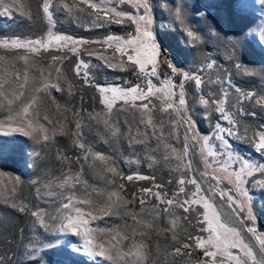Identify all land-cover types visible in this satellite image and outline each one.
Segmentation results:
<instances>
[{
  "label": "rangeland",
  "instance_id": "rangeland-1",
  "mask_svg": "<svg viewBox=\"0 0 264 264\" xmlns=\"http://www.w3.org/2000/svg\"><path fill=\"white\" fill-rule=\"evenodd\" d=\"M19 3L24 6L22 11L27 15L14 12L12 18L0 16V39H46L49 30L85 41L103 40L109 35L127 37L129 33H134L135 26L130 23L92 27V17L88 14L93 10L83 0H54L57 9L52 17L54 26L50 25L43 12L42 0H19ZM64 4L72 8L71 13L63 9ZM149 4L151 31L161 52L167 55L159 59L169 60L170 56L176 67L182 65L178 68L183 72L199 74L204 80L197 87L192 80H185L182 75L179 82H176V76L173 77L177 85L184 82L188 115L195 121L200 135L210 134L221 116L215 111L211 100L208 106H204L200 102L201 97L207 99L211 93L213 98L222 99L221 90L227 85L213 81H224L226 78L231 80L232 87L228 88L229 98L225 109L233 113L240 134L243 135L247 130L248 135H251L253 131L259 130L264 125V105L246 102L241 113L235 111L232 104L235 88L242 92H255L256 98L264 97V0H149ZM108 7L136 15V9L129 3L117 5L113 0ZM140 14H143L142 10ZM42 19L44 26L41 28ZM189 31L197 39L189 37ZM87 47L92 51H102L110 59L113 57L112 49L105 50L95 43ZM26 56L27 67L24 60ZM54 56L65 58L57 64L53 62ZM78 59L90 62V74L93 77L90 83L76 76L74 67ZM112 62L117 60L112 59ZM208 63H213L212 69H207ZM236 65L241 67L237 68ZM158 71L159 80L153 78V83L159 87L160 81L171 75V72L167 71L163 63ZM25 73L27 80L24 79ZM129 73L134 76V80L129 79ZM41 81L57 84L61 90L57 92L53 89L50 95L41 93L37 97L41 103L34 105L38 111L33 114L30 108L29 115L23 117L21 101L30 102L34 90L43 88ZM141 82L142 78L137 76L134 68L128 65L123 69L108 68L103 61L95 56L89 58L83 51L77 56L67 48H48L29 53L23 49L0 47V84L4 85L0 91L5 93L0 96V102L7 105L9 100H13L11 114L16 117L19 113L20 118L32 120L30 130H33V136L39 137L37 141L19 132L5 135L4 132L9 131L7 124L0 129V182L5 188L14 186L16 189L15 193L0 195V257L3 258V264H123L86 253L81 236L56 230L63 215L61 205L67 202L65 198L68 196H72L75 207L82 209L83 218L88 221L87 228L91 229L89 238L94 244H103L106 249H110L112 255H116L117 250L128 252L133 244H142L144 259L134 264H199L201 260L207 259L204 250L196 248L194 241L189 239L190 235H203L197 225L202 206H196V212L190 211L185 218L183 209L178 207L169 206L165 212V206L156 197L146 196L144 205L140 204L142 189L152 188L153 191L166 192L171 197L178 191L181 177L187 179L190 175L198 176L199 172L204 171L202 157L191 148L190 142L189 155L183 157V129L178 126L175 136L169 134V114L159 110L161 101L158 99L153 98L152 101L157 106L153 113L154 122L157 123L156 136H152L151 129L138 124L137 113L130 109L118 111L122 107L120 102H117L111 113H107L98 90V98L92 101L86 98L83 91V86L94 83L101 87H131ZM250 112L255 115H248ZM3 119L4 113L0 111V120ZM105 120L112 130L105 126ZM8 123L13 127L20 126L17 120ZM77 123L81 125L80 129H77ZM221 123L222 126H228L227 122ZM145 131H148L147 137L143 135ZM44 134L49 135L48 141H43ZM130 136L142 143L130 147ZM77 141L90 151L81 150ZM230 142L232 149L245 158L264 163V154L258 153L251 143L237 137H231ZM85 155L88 159H84ZM178 156L183 157V165H187L190 160L194 171L189 172L183 166L178 168ZM98 157H103V160ZM136 160L139 161L138 165L129 163ZM109 168H115L117 174L109 172ZM136 173L153 179L127 180L128 175ZM254 178L259 180L264 179V176L255 173ZM252 179L249 178L246 187L252 197L253 223L260 234L264 231V188L253 187ZM192 187L186 184V192ZM221 187L232 186L225 180ZM112 193L121 198L120 203L110 202ZM212 202L221 213L222 221L229 223V226H236L230 222L229 208L221 207L218 198ZM13 204L17 207H13ZM109 206L116 213L110 218L92 220L88 215L104 216L101 210ZM19 207H25L26 210L20 212ZM38 210L44 212V224L40 223V217L32 215ZM117 232L119 236L113 239ZM124 236L127 239L121 240ZM245 236V242L250 241L253 250L258 253L259 245L255 238L247 233ZM182 244L191 247L182 248L180 256L173 255L175 248ZM112 245H116V248L113 249Z\"/></svg>",
  "mask_w": 264,
  "mask_h": 264
},
{
  "label": "snow or ice",
  "instance_id": "snow-or-ice-1",
  "mask_svg": "<svg viewBox=\"0 0 264 264\" xmlns=\"http://www.w3.org/2000/svg\"><path fill=\"white\" fill-rule=\"evenodd\" d=\"M113 0H98V2H90V0H83V3L93 10L89 13L92 17L90 24L95 28H102L106 25L116 24L124 25L130 23L134 25V33H129L127 37L109 35L103 40L98 41H85L83 39H73L70 36L58 35L49 30L46 39H20L8 38L0 39V47L8 49H23L29 53H38L41 49L57 48L64 49L73 54L79 56L83 51L87 57H97L103 61L105 66L112 69H123L125 65L136 70L138 77L142 78L141 83H136L131 87L123 86H107L101 87L95 85L98 91L102 95L101 104L105 107L107 113H111L117 102H120L122 107L118 111L126 112L129 109L138 114V124L142 125L145 129H151L152 136H156L157 123L154 122L153 113L156 111V105L152 103L153 98L161 101L160 111L169 114V125L171 126L170 135L175 136V130L179 126L183 129L185 145L183 149V157L189 155V142L191 148L194 151H198L202 157L204 164V171L199 172L197 175H190L187 179L181 177L178 180V191L171 197H168L166 192L153 191L152 188L142 189L140 192V204L144 205V197H156V199L164 205V211L167 212L169 206L178 207L183 209L185 218L187 214L196 212V206L200 205L203 211L197 216V225H199V232L203 235L189 236V239L194 241L195 247L204 250V257L207 259L201 260L199 264H264V231L260 234L257 233V227L253 223L255 217L252 214V197L249 195V188L246 185L249 184V178H253L251 184L253 187L264 188V179L256 180L254 178L255 173H259L264 176V163H256L243 155L234 151L231 147L230 138L237 137L241 140H245L251 143L258 153L264 154V125L259 130L253 131L251 135H248L247 130L241 135L237 126V120L234 118L233 113L227 112L225 104L229 98L228 88L232 87L231 80L225 79L224 81H213V83H220L227 85L222 88V99L213 98V94H209V98L205 99L201 97L200 102L204 106H208L211 103L215 106V111L219 114L220 120L217 121L212 131L208 135H200L195 127V121L188 115L187 100L184 91V82L175 84L173 77L177 74L182 75L185 80H192L194 84L199 87L204 83L201 75H190L188 72H183L177 68L171 61L167 59H159L161 56H167L161 52L160 45L155 42V36L151 31V8L149 0H115L117 5L125 3L132 4L136 9V15L131 13L117 11L115 7H108ZM23 5L19 3V0H0V16L12 18L14 12H20L21 15H27L23 12ZM43 12L48 19L50 25L55 24L52 19L54 12L57 10L54 6V0H42ZM63 9L68 13L72 12V8L69 5L64 4ZM143 12L141 15L140 12ZM83 11V10H80ZM202 14V13H201ZM188 36L193 39H197L194 33L189 31ZM98 44L104 47V49H112L113 57L117 62L113 63L112 59L106 57L103 52H97L89 50L87 47L89 44ZM83 46V47H78ZM116 54H119L117 57ZM65 57L54 56V63H62ZM126 58V59H125ZM25 67H27L28 57H24ZM167 64L171 69V75L166 79L160 81V86L153 83V78L159 80L160 72L158 68L160 64ZM214 63V62H213ZM213 63L206 65L207 69L213 68ZM89 61L85 59H78L75 63L74 71L77 77L84 80L85 83H90L93 77L90 74ZM240 68V65H236ZM59 70L57 69V72ZM19 79V77H17ZM24 79L27 80L26 73ZM43 88L35 89L34 96L30 102L23 103L21 112L23 117L29 115V109H33V114L38 111L37 107L41 101L37 97L43 93L50 95L51 90L55 89L59 92L61 89L57 84H48L44 81ZM4 85L0 84V89H3ZM178 89V91H177ZM236 95L233 97L232 107L235 111L243 113V105L246 102H254L256 105H264V97L256 98L255 92H242L241 89H234ZM5 93L0 91V96H4ZM15 99V98H14ZM13 100H9L7 105L0 102V111L4 113V119L0 120V129L6 124L9 131L4 132L5 135H11L14 132L22 133L27 137H31L39 141L38 136H33L32 120L20 118L18 113L16 117L11 114L10 106ZM248 115L254 116V112L248 113ZM47 121V118H44ZM98 119V118H97ZM17 120L20 126L13 127L11 121ZM221 121L227 122L228 126H222ZM106 127L111 129L108 122L103 121ZM125 123H127L125 121ZM163 125L161 124V127ZM77 129H80L81 125L77 123ZM43 130V126H41ZM46 132V130H44ZM163 133L161 132V135ZM145 137L148 136V131L143 133ZM49 135H43V141H48ZM158 139V138H157ZM130 147L136 143H142L137 141L134 137L130 136ZM219 145V147H217ZM77 146L85 152L90 151L83 143L77 141ZM175 152V149L172 150ZM183 157L178 156L177 167H186L189 172L194 171L191 167V161L189 160L187 165H183ZM103 160V157H98ZM84 159H88L85 155ZM129 163L139 164V161H129ZM151 167V165H149ZM109 172L116 173L115 168H109ZM73 179V177H68ZM153 179L136 173L134 175H128V181L134 180H146ZM227 181L231 188H223L221 184L223 181ZM18 183V178L16 180ZM76 182L79 183V179L76 178ZM192 185V189L186 192L185 185ZM63 186V185H61ZM122 188L123 185H120ZM159 189V185H154ZM15 187L5 188L2 182H0V195L7 196L10 193H15ZM39 192V189L37 190ZM50 195H54L50 193ZM219 199L221 201V207L227 206L229 208V215L231 217V223L236 226H229V223L223 222L221 219V213L216 210V206L212 201ZM66 203L61 205L60 211L63 215L59 221V227L57 231L71 232L83 238V250L92 255L100 256L109 261L123 262V264H134V262L143 260V245L133 244L132 248L128 252L122 253L117 250L116 255L110 254L111 250L106 249L103 244L96 245L92 239L89 238L91 229L87 228L88 221L83 218L82 209L75 207V202L72 196L65 198ZM109 200L112 204H118L121 202V198L112 193L109 196ZM13 207L17 205L13 204ZM25 207H19L20 212H24ZM104 216H92L88 215L92 220H102L105 217H112L116 213L112 210L111 206L101 210ZM246 213V215H244ZM33 216L40 217V223L44 224L43 210H38L32 213ZM55 219V218H54ZM135 216L132 220L135 222ZM82 226L83 229H82ZM47 227V225H45ZM245 233L251 234L258 242L259 252L253 250L251 242H245ZM110 234V233H108ZM119 236L117 232L112 238L116 239ZM206 237V238H205ZM127 239L126 236L121 237V240ZM191 245L182 244L180 247L175 248V256L182 254L181 249H189ZM112 248H116V245H112ZM215 249V250H210ZM233 250H239L234 252ZM0 264H3V258L0 257Z\"/></svg>",
  "mask_w": 264,
  "mask_h": 264
},
{
  "label": "trees",
  "instance_id": "trees-1",
  "mask_svg": "<svg viewBox=\"0 0 264 264\" xmlns=\"http://www.w3.org/2000/svg\"><path fill=\"white\" fill-rule=\"evenodd\" d=\"M40 26H41V28L44 26V23H43V19L40 21ZM74 35H78V34H74ZM1 36V35H0ZM168 59L170 60V61H172V60H174V59H172L170 56H168ZM178 67H182V65L181 64H179L178 65ZM177 67V68H178ZM165 68L167 69V71L168 72H171V69L168 67V65L167 64H165ZM130 74V76H129V79H133L134 80V76L131 74V73H129ZM176 77H177V80H176V82H179V79H180V75L179 74H177V75H175ZM95 85H98V83H94V84H92V85H87V86H83V91H84V94H85V96H86V98L89 100V101H92V100H94V99H97L98 98V94H97V87L95 86Z\"/></svg>",
  "mask_w": 264,
  "mask_h": 264
}]
</instances>
